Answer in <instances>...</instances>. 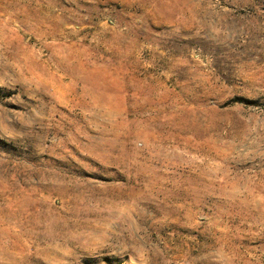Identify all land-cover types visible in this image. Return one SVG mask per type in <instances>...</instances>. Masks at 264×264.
Wrapping results in <instances>:
<instances>
[{
	"label": "rangeland",
	"instance_id": "obj_1",
	"mask_svg": "<svg viewBox=\"0 0 264 264\" xmlns=\"http://www.w3.org/2000/svg\"><path fill=\"white\" fill-rule=\"evenodd\" d=\"M0 264H264V0H0Z\"/></svg>",
	"mask_w": 264,
	"mask_h": 264
}]
</instances>
